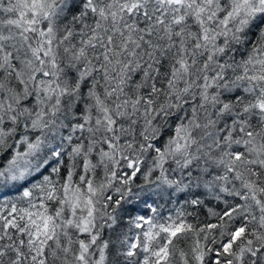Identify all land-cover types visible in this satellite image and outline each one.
<instances>
[{"label": "snow or ice", "instance_id": "6c2138e0", "mask_svg": "<svg viewBox=\"0 0 264 264\" xmlns=\"http://www.w3.org/2000/svg\"><path fill=\"white\" fill-rule=\"evenodd\" d=\"M0 264H264V0H0Z\"/></svg>", "mask_w": 264, "mask_h": 264}, {"label": "trees", "instance_id": "16d2710c", "mask_svg": "<svg viewBox=\"0 0 264 264\" xmlns=\"http://www.w3.org/2000/svg\"><path fill=\"white\" fill-rule=\"evenodd\" d=\"M160 203H164L166 206L162 209V212L164 215H168L169 211L173 210L174 206L170 203H167L166 202V199L165 200H161ZM203 219V217H202Z\"/></svg>", "mask_w": 264, "mask_h": 264}]
</instances>
